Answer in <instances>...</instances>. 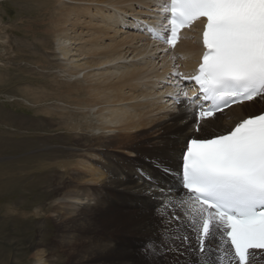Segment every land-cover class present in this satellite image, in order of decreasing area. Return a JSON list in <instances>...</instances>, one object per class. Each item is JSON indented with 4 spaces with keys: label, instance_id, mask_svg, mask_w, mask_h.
I'll return each instance as SVG.
<instances>
[{
    "label": "bare ground",
    "instance_id": "6f19581e",
    "mask_svg": "<svg viewBox=\"0 0 264 264\" xmlns=\"http://www.w3.org/2000/svg\"><path fill=\"white\" fill-rule=\"evenodd\" d=\"M57 2L52 45L65 81L75 82L70 92L86 95L75 106L88 121V148H73L88 179L59 181L53 200L56 246L68 250V264H237L221 219L180 190V154L191 130L217 135L263 111L264 92L197 122L185 93L170 85L174 72L193 69L198 41L185 36L170 51L148 35L162 23L167 0ZM204 218L208 232L199 227ZM172 231L187 236L176 253ZM249 252L248 264H264V251ZM36 254L37 264H55L59 255Z\"/></svg>",
    "mask_w": 264,
    "mask_h": 264
},
{
    "label": "rangeland",
    "instance_id": "374dc122",
    "mask_svg": "<svg viewBox=\"0 0 264 264\" xmlns=\"http://www.w3.org/2000/svg\"><path fill=\"white\" fill-rule=\"evenodd\" d=\"M57 1L0 0V264H37L42 248L68 264L53 200L59 181L88 179L73 149L88 148V121L75 106L86 95L70 92L75 82L65 81L49 30ZM183 233L172 240L187 243Z\"/></svg>",
    "mask_w": 264,
    "mask_h": 264
}]
</instances>
